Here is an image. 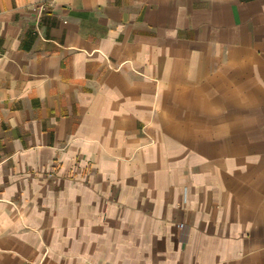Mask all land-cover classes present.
Segmentation results:
<instances>
[{
  "label": "crops",
  "instance_id": "obj_1",
  "mask_svg": "<svg viewBox=\"0 0 264 264\" xmlns=\"http://www.w3.org/2000/svg\"><path fill=\"white\" fill-rule=\"evenodd\" d=\"M0 264H264V0H0Z\"/></svg>",
  "mask_w": 264,
  "mask_h": 264
},
{
  "label": "built area",
  "instance_id": "obj_2",
  "mask_svg": "<svg viewBox=\"0 0 264 264\" xmlns=\"http://www.w3.org/2000/svg\"><path fill=\"white\" fill-rule=\"evenodd\" d=\"M179 228H180L181 230H184L186 227H185L184 225H180Z\"/></svg>",
  "mask_w": 264,
  "mask_h": 264
}]
</instances>
